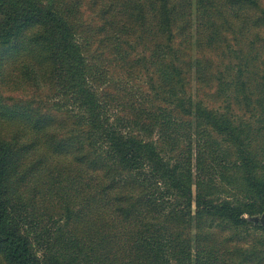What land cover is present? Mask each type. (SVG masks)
Returning a JSON list of instances; mask_svg holds the SVG:
<instances>
[{
	"label": "trees",
	"instance_id": "1",
	"mask_svg": "<svg viewBox=\"0 0 264 264\" xmlns=\"http://www.w3.org/2000/svg\"><path fill=\"white\" fill-rule=\"evenodd\" d=\"M76 1L0 0V73L46 77L75 111L68 130L0 103V264H264V250L240 246L232 262L224 247L234 233L264 236L249 220L264 212V61L251 29L264 5ZM212 66L224 103L207 107L186 85ZM119 74L150 78L153 98L116 87Z\"/></svg>",
	"mask_w": 264,
	"mask_h": 264
},
{
	"label": "rangeland",
	"instance_id": "2",
	"mask_svg": "<svg viewBox=\"0 0 264 264\" xmlns=\"http://www.w3.org/2000/svg\"><path fill=\"white\" fill-rule=\"evenodd\" d=\"M70 5L75 6L76 0H66ZM261 5H264V0H260ZM82 12V19L85 23H94V15L88 5H82L79 8ZM252 31L255 33V36L252 38L255 48H258L259 59L264 61V49L262 48V35H264V27L256 28L252 27ZM246 45H243L245 49ZM95 45L92 46L94 50ZM212 64V63H211ZM17 65H11L10 67L1 68L0 73V103L10 104H28L31 109H35L39 113H45L52 115L55 119L53 122V127L57 125H64L69 130L74 126L75 118L72 116L75 111L66 109L63 107L64 99L55 95L54 87L51 82L44 77L43 82H39V86L31 85L29 81H25L21 76L19 70H17ZM15 68V69H14ZM9 69H13L11 71ZM260 69L264 73V62L260 63ZM205 71L207 72L208 80L206 82H198L194 78L189 80L186 85V91L195 99L201 100L207 107H215L217 105H222L224 103L221 98H218L216 95L217 80L215 79L217 75V68L215 66L206 67ZM116 76V74H114ZM116 87L121 90H131L135 100L140 99L142 95H150L151 98L154 96V92L149 88L150 78L142 77H132L130 80H127L124 75L119 74L115 81ZM114 84H103L102 91H111ZM120 91V90H119ZM157 105L161 102L155 101ZM111 113H117L124 116L122 110L112 108ZM154 138V136H152ZM50 201L53 202V206L56 208L57 205L54 203L55 198L48 197ZM58 218V216H56ZM62 220V219H61ZM251 220V219H249ZM223 235H229V232L221 233ZM245 233L239 232L232 234V239L225 243L224 247L228 251L226 255L232 257V262L240 260L238 255L237 248L240 246H245L248 248H257L259 250H264L263 247H257V239L263 235L259 232L250 233L251 235L243 237ZM231 235V234H230ZM234 235V236H233ZM257 245V246H256Z\"/></svg>",
	"mask_w": 264,
	"mask_h": 264
},
{
	"label": "water",
	"instance_id": "3",
	"mask_svg": "<svg viewBox=\"0 0 264 264\" xmlns=\"http://www.w3.org/2000/svg\"><path fill=\"white\" fill-rule=\"evenodd\" d=\"M251 220L254 223H259L260 225L264 226V212L259 216L252 217Z\"/></svg>",
	"mask_w": 264,
	"mask_h": 264
}]
</instances>
